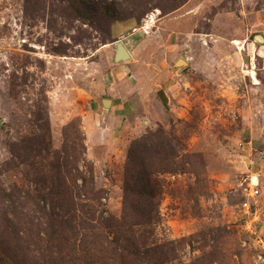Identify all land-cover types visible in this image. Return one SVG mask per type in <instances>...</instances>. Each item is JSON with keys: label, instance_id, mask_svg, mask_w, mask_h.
Masks as SVG:
<instances>
[{"label": "rangeland", "instance_id": "rangeland-1", "mask_svg": "<svg viewBox=\"0 0 264 264\" xmlns=\"http://www.w3.org/2000/svg\"><path fill=\"white\" fill-rule=\"evenodd\" d=\"M81 1L88 16L77 1L0 0V264L57 256L39 209L66 158L67 184L92 170L104 217L120 219L127 149L155 131L184 170L153 176L159 219L131 225L137 242L160 245L159 264H264V0ZM131 15L113 37L112 18ZM114 40L130 60H113Z\"/></svg>", "mask_w": 264, "mask_h": 264}, {"label": "trees", "instance_id": "trees-1", "mask_svg": "<svg viewBox=\"0 0 264 264\" xmlns=\"http://www.w3.org/2000/svg\"><path fill=\"white\" fill-rule=\"evenodd\" d=\"M71 1H77L79 17L88 16L91 12L83 1ZM74 7V4H70V8ZM132 16L113 17L109 27L115 21H123ZM152 137L157 138V143L150 153L148 142ZM172 147L171 141H168L162 131L148 133L132 142L127 149L122 189L124 209L118 220L104 217L105 208L99 200L102 198L100 189H94L91 185L92 170L88 176H80L81 185L70 187L64 175L68 159L58 162L55 166V185L48 190L46 196H42L43 200H48L49 210L44 207L39 209L44 227L42 229L48 236L47 240L52 242L51 246L56 248L57 256L52 259L51 264H139L144 261L159 264L168 259L166 253L158 252L160 245L150 248L137 242L131 225H150L159 219L154 203L157 178L153 176L184 170L179 164L182 159L176 160ZM71 168L76 169L72 165ZM70 178L73 180V174ZM62 231L66 233L64 237ZM125 231L128 237L124 239ZM61 237L67 241L68 247H62ZM61 247L65 249V256L60 255Z\"/></svg>", "mask_w": 264, "mask_h": 264}, {"label": "water", "instance_id": "water-1", "mask_svg": "<svg viewBox=\"0 0 264 264\" xmlns=\"http://www.w3.org/2000/svg\"><path fill=\"white\" fill-rule=\"evenodd\" d=\"M256 42H264V38L261 35H256L255 37ZM131 56L130 53L128 51V49L126 48V46L123 44V42L121 40H114V56H113V60L116 61H126V60H130ZM177 66H179V64H187L186 60L179 58L176 63ZM111 100L108 98H105L102 100V105L104 108H108V106L110 105Z\"/></svg>", "mask_w": 264, "mask_h": 264}, {"label": "crops", "instance_id": "crops-1", "mask_svg": "<svg viewBox=\"0 0 264 264\" xmlns=\"http://www.w3.org/2000/svg\"><path fill=\"white\" fill-rule=\"evenodd\" d=\"M135 24H136V20L134 18H129V19H126V20H123V21H120V22H115L111 25V30H112V35L113 37H117L118 34H122L124 33L125 31H127L128 29H132L135 27ZM121 37H118V39H120ZM122 41V40H121ZM123 44H124V41H122ZM125 45V44H124ZM126 46V45H125ZM126 48L128 49L129 53H130V56L132 57V53L131 51L129 50V48L126 46ZM111 100V99H110ZM110 104H112V108L115 107L116 103H114L113 100H111ZM103 106V105H102Z\"/></svg>", "mask_w": 264, "mask_h": 264}, {"label": "built area", "instance_id": "built-area-1", "mask_svg": "<svg viewBox=\"0 0 264 264\" xmlns=\"http://www.w3.org/2000/svg\"><path fill=\"white\" fill-rule=\"evenodd\" d=\"M255 179V181H253ZM247 185H249L250 186V190L247 192L248 194V196H250V197H255L256 195H258L259 193V190H258V180H257V177H251V182L250 183H248ZM246 195V194H245ZM254 203H255V201H253ZM243 208L245 209V212H247L248 214H251L250 212H251V209H250V207H251V204L250 203H248V202H244L243 204ZM250 211V212H249ZM253 214V213H252Z\"/></svg>", "mask_w": 264, "mask_h": 264}]
</instances>
